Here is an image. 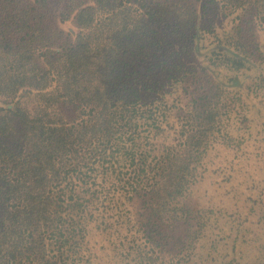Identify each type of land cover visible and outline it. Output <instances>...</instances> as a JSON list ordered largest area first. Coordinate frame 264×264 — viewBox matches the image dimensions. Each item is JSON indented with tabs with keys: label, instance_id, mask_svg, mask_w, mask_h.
Instances as JSON below:
<instances>
[{
	"label": "trees",
	"instance_id": "1",
	"mask_svg": "<svg viewBox=\"0 0 264 264\" xmlns=\"http://www.w3.org/2000/svg\"><path fill=\"white\" fill-rule=\"evenodd\" d=\"M0 264H264V0H0Z\"/></svg>",
	"mask_w": 264,
	"mask_h": 264
},
{
	"label": "rangeland",
	"instance_id": "2",
	"mask_svg": "<svg viewBox=\"0 0 264 264\" xmlns=\"http://www.w3.org/2000/svg\"><path fill=\"white\" fill-rule=\"evenodd\" d=\"M203 193H204V189H203V191L201 190L199 193H198V195H196V197L194 198V200H192V202L194 203V202H202V195H203ZM196 200V201H195Z\"/></svg>",
	"mask_w": 264,
	"mask_h": 264
}]
</instances>
